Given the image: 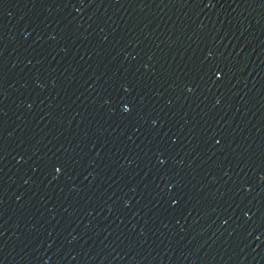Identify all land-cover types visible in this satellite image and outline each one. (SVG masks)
Listing matches in <instances>:
<instances>
[{
  "label": "water",
  "instance_id": "1",
  "mask_svg": "<svg viewBox=\"0 0 264 264\" xmlns=\"http://www.w3.org/2000/svg\"><path fill=\"white\" fill-rule=\"evenodd\" d=\"M0 264H264V0H0Z\"/></svg>",
  "mask_w": 264,
  "mask_h": 264
},
{
  "label": "snow or ice",
  "instance_id": "2",
  "mask_svg": "<svg viewBox=\"0 0 264 264\" xmlns=\"http://www.w3.org/2000/svg\"><path fill=\"white\" fill-rule=\"evenodd\" d=\"M78 11H79V10H78ZM215 76H216V77H220V76H221V72H220V71H216V72H215ZM122 87H123V85H122ZM125 90H127V89H125ZM190 90H191V89H189V91H190ZM217 102H219V101H217ZM120 108H121L122 112H124V113H127V112L130 111V105L127 104V103H124V102H121V103H120ZM156 123H157L156 119H152V120L150 121V125H156ZM172 139L175 140L176 137L173 136ZM156 158H157V160H158V162H159V164H160L161 166H163V165L167 162V158L162 154V152H157V153H156ZM16 159L19 160L20 157L17 156ZM55 171L58 173V172L61 171V168H60V167H56V168H55ZM125 203H127V201H125ZM171 203H172V204H175V203H176V200H172Z\"/></svg>",
  "mask_w": 264,
  "mask_h": 264
}]
</instances>
